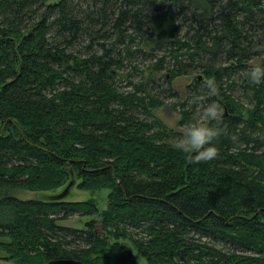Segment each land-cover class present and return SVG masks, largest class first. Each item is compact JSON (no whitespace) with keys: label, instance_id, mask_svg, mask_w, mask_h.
<instances>
[{"label":"trees","instance_id":"trees-1","mask_svg":"<svg viewBox=\"0 0 264 264\" xmlns=\"http://www.w3.org/2000/svg\"><path fill=\"white\" fill-rule=\"evenodd\" d=\"M253 66H264V0H0V190L73 179L109 191L84 229L58 222L98 215L94 198L0 195L5 261L264 264V83H249ZM194 73L178 126L213 102L224 109L210 122L219 154L202 163L154 114L157 76L170 86Z\"/></svg>","mask_w":264,"mask_h":264},{"label":"rangeland","instance_id":"rangeland-1","mask_svg":"<svg viewBox=\"0 0 264 264\" xmlns=\"http://www.w3.org/2000/svg\"><path fill=\"white\" fill-rule=\"evenodd\" d=\"M132 65L138 66L140 70H144L148 65L149 61L145 60L142 61V59L132 58L131 59ZM132 69L127 66V68L124 69V73H131ZM166 73V71H164ZM194 76L201 77L200 74L194 73L193 76H181L175 78L172 83L167 85L164 82V77L157 76L156 82L153 83L156 85V93H159V98H161L164 102L163 106L156 109L154 111V114L169 128L179 130L181 133V129L185 125H179V120L181 118L179 114V110L181 109L178 104L185 100L186 96V88L192 83V80ZM139 78H141L140 73H134L133 77L131 79L133 82H136ZM125 82H120L119 86L124 87ZM125 90V89H124ZM176 94V96H171V94ZM236 97H238L239 101H241L244 105H248L246 102V99L244 98L243 94L240 90H236L235 92ZM173 105H176L177 110H174ZM201 105H198V108H200ZM187 108L189 106L187 105ZM243 114V113H242ZM245 118V115H243ZM179 136H177L175 139H178ZM65 187H61L55 191H49V192H32L21 188H9V189H2L0 190V195H7L14 198H17L19 200H44L46 197L55 195L60 193ZM109 191L108 190H102L96 193H88L79 191L76 187H73L70 191V194L64 199L66 201H85L91 198H94L96 200V205L98 208V215L96 216H72L71 218L63 221H59L58 224L70 227V228H76V229H84L85 224L87 222H90L91 220H100L99 214L104 211L107 207V195ZM0 241H6V239H1ZM127 245L128 247L132 248L130 243L128 241H120ZM6 253L0 250V264H13L12 261H5ZM137 263L138 264H146L145 261L137 255Z\"/></svg>","mask_w":264,"mask_h":264},{"label":"clouds","instance_id":"clouds-1","mask_svg":"<svg viewBox=\"0 0 264 264\" xmlns=\"http://www.w3.org/2000/svg\"><path fill=\"white\" fill-rule=\"evenodd\" d=\"M249 83L260 85L264 83V66H253L248 72ZM208 96L219 94L215 81L205 82ZM204 97L196 96L190 103L202 105ZM224 109L216 102L198 109L195 122L185 125L181 129L182 135L175 141L173 147L186 154L191 163H202L214 160L218 156V150L212 146V142L221 135V129L210 126V122L219 121L223 116Z\"/></svg>","mask_w":264,"mask_h":264},{"label":"water","instance_id":"water-1","mask_svg":"<svg viewBox=\"0 0 264 264\" xmlns=\"http://www.w3.org/2000/svg\"><path fill=\"white\" fill-rule=\"evenodd\" d=\"M74 185H75V181L72 179L60 193L52 195L51 198L55 201L64 200L70 194V191L74 187ZM47 264H86V263H83L75 259H54L47 262Z\"/></svg>","mask_w":264,"mask_h":264}]
</instances>
